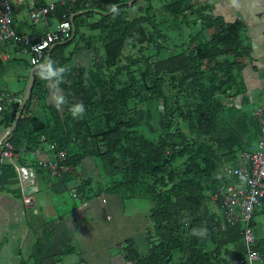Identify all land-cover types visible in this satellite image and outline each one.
<instances>
[{
  "label": "trees",
  "instance_id": "1",
  "mask_svg": "<svg viewBox=\"0 0 264 264\" xmlns=\"http://www.w3.org/2000/svg\"><path fill=\"white\" fill-rule=\"evenodd\" d=\"M152 1L144 0V8L130 17L128 8L136 0L56 2L47 18L56 24L70 20V36L53 43L41 64L51 60L67 69L58 86L66 103L45 106L49 82L35 69L28 99L7 138L16 145L25 133L38 146L43 137L47 145L65 149L75 166L91 157L100 173L119 176L111 189L148 203L147 251L140 256L128 245L125 261L236 264L244 257L241 225L225 224L210 195L222 181L223 166L232 165L237 152H251L264 127L263 120L223 105L241 92L236 61L246 53L241 24L222 22L206 5L156 0L152 9ZM150 10L165 19L156 22ZM88 51L87 64L76 61ZM32 101L41 102L47 118L22 115ZM79 102L86 110L75 118L69 109ZM8 110L0 113L4 129L11 124ZM14 174L11 166H0V191ZM89 186L81 181V189ZM54 225L43 230L46 238ZM194 228H207V235H192ZM255 249L261 251L256 244Z\"/></svg>",
  "mask_w": 264,
  "mask_h": 264
},
{
  "label": "crops",
  "instance_id": "2",
  "mask_svg": "<svg viewBox=\"0 0 264 264\" xmlns=\"http://www.w3.org/2000/svg\"><path fill=\"white\" fill-rule=\"evenodd\" d=\"M28 1L30 5L26 8L27 12L50 2V0ZM185 1L191 6H208L210 15L220 18L224 23L241 24L239 40L242 48L246 50L245 55L236 60L241 65L239 81L241 92L234 99L224 101L223 105L226 108L230 106L240 108L248 117L250 111L264 108V22L259 16V0ZM47 23L50 27H46L47 24L25 25V31L11 25L19 34L40 37L46 31H53L56 25L53 19H49ZM13 53L17 52L10 45L0 46V81H5L17 72L5 70L9 63L24 70L19 71L16 76V90L12 95L7 92L4 94L5 88L0 89V95L7 94L10 98L3 110L6 111L8 108V115L12 105L18 100L21 101L29 71L33 68L29 69V58L28 61L19 62L18 59L11 58L10 55ZM84 53L76 61L87 64L88 55ZM221 59L222 57L219 60ZM229 61L233 59L229 58ZM46 90L45 106H57L53 99L57 92H54L49 85ZM58 94L60 95L59 89ZM35 104L38 102L32 101L29 107H33L34 110ZM36 113L34 115L39 119L48 117V112L42 105ZM3 123L0 124V133L7 131ZM24 136L33 144L25 133H20L18 138ZM41 142V145L34 146L38 152L37 156L26 150L23 151L24 156L31 155L35 158L32 167L20 164L22 151H19V169L11 166L15 174L1 185L0 264H131L123 259L128 245L134 248L138 255H144L148 248L146 234L151 228L148 219L149 205L143 207L137 200L145 201L121 196L117 190L111 189L119 180V176L112 177L100 173L97 162L91 157L82 159L75 166L76 171L73 174L77 177L71 179L62 175L53 178L42 168L44 172L38 171L35 168H40L38 161L45 162L51 159V153L44 139ZM5 165L8 164H0V166ZM25 171L32 172V177L27 176ZM81 181H87L90 186L81 189ZM30 187L36 190L31 189L30 194H27L25 189ZM89 189L94 192H89ZM35 194L38 196L36 197ZM89 196L93 197L87 201L83 200ZM24 200L32 203L30 210L24 208ZM4 214L7 215V221ZM51 225H54V228L50 237L46 238L43 230ZM251 228L255 244L260 250H264V203L254 208ZM256 264H264V262Z\"/></svg>",
  "mask_w": 264,
  "mask_h": 264
},
{
  "label": "built area",
  "instance_id": "3",
  "mask_svg": "<svg viewBox=\"0 0 264 264\" xmlns=\"http://www.w3.org/2000/svg\"><path fill=\"white\" fill-rule=\"evenodd\" d=\"M79 0H58L57 2L75 3ZM56 1L50 0L47 4L32 8L27 16L32 24L45 26L48 15L53 11ZM260 3V19L264 22V0ZM10 5L8 0H0V46L10 45L19 53L27 55L32 66H38L46 59V55L52 44L70 36V22L64 20L54 26L53 31H46L40 37L36 35H25L17 33L9 20ZM264 47V33H263ZM10 101L9 96L0 95V112L5 104ZM20 101H17L19 104ZM249 117L254 120L264 121V108H257L249 112ZM8 130V129H7ZM5 132L0 133V164H8L18 168V152L28 151L30 154L38 155L33 144L25 139L18 138V143H12ZM43 141V138H40ZM51 153V159L45 162L38 161V166L46 170L55 178L63 174L74 173L75 165L68 161L66 151L57 149L54 144L46 145ZM19 169V168H18ZM223 178L214 188L210 195V201L218 204L221 216L225 224L241 225V241L244 257L236 264L261 263L264 250L255 249V239L251 228V219L255 207L264 203V127H261L256 142L251 152H237L232 165L222 168ZM32 177V172L25 171ZM245 177V179H241ZM24 208L30 210L32 203L24 200Z\"/></svg>",
  "mask_w": 264,
  "mask_h": 264
},
{
  "label": "rangeland",
  "instance_id": "4",
  "mask_svg": "<svg viewBox=\"0 0 264 264\" xmlns=\"http://www.w3.org/2000/svg\"><path fill=\"white\" fill-rule=\"evenodd\" d=\"M121 1L122 2H126V4H130L133 0H121ZM28 3H30V1H28V0H19V1L8 0V4L11 6L10 7L11 10H10V13H9L8 17H9L10 23L14 26V28L22 30V31H25V25L31 26L32 23L28 19V16H27L28 12H27V9H26L27 6L30 5ZM143 3L145 4L144 0L143 1L142 0H136L133 8L132 9L128 8L127 15L130 17V16L133 15V12L136 14L137 8L141 7V6L142 7L144 6ZM157 3H158V1H157ZM154 4H156V0L152 1V5H151L152 9H154ZM151 14H154V13L150 10V15ZM96 18H97V15H93V20H95ZM161 18L165 19V16L163 15V13L159 15L156 12V15L154 14V20L156 22H158ZM32 25H39V24H32ZM81 30H82L83 33H85V31L83 29H81ZM183 35L186 36L185 33H183ZM98 54L100 56H102V50H99ZM87 55H88V60H89L91 58V56H92V53H90V51H88ZM10 56H11V58L18 59L19 62L28 61V56L24 55V54L13 53ZM80 56H82V55H80ZM80 60L83 61V59H80ZM8 69L10 71H17V72L14 73L13 75H10V77L8 79H6L5 81H0V89L5 88L4 94L7 92V94L12 95L13 92L16 90V88H15V84L17 83L16 76L19 73V71L23 72L24 70L19 69L18 67L16 68L15 66L11 65V63L6 65L5 70H8ZM5 70H4V72H7ZM27 72H28V70H27ZM40 103L41 102H39L38 104L34 105V108H35L34 110L32 109L33 107L32 108L31 107H27V110H26L27 113L22 112V115L24 116L25 114H37L36 112H37V110L40 109V106H41ZM175 119L178 120L179 116H175ZM19 160H20V164H22L25 167L26 166H31L32 167V165L35 162V158L33 156H31V155L24 156L23 152L20 153ZM35 195H36V197L38 196L37 194H35ZM137 201L143 207L144 206H148V203H145V202H142V201H139V200H137Z\"/></svg>",
  "mask_w": 264,
  "mask_h": 264
},
{
  "label": "clouds",
  "instance_id": "5",
  "mask_svg": "<svg viewBox=\"0 0 264 264\" xmlns=\"http://www.w3.org/2000/svg\"><path fill=\"white\" fill-rule=\"evenodd\" d=\"M38 71L41 79L49 82V87L57 92L53 96L54 102L57 106H62L66 103L64 96L58 94V86L63 82V77L67 69L65 67H55L53 61L49 60L44 64L38 65ZM85 106L82 102L75 103L69 109L71 115L75 118H81L85 113ZM245 179V177H241ZM191 234L198 237H204L207 235V228H194Z\"/></svg>",
  "mask_w": 264,
  "mask_h": 264
},
{
  "label": "water",
  "instance_id": "6",
  "mask_svg": "<svg viewBox=\"0 0 264 264\" xmlns=\"http://www.w3.org/2000/svg\"><path fill=\"white\" fill-rule=\"evenodd\" d=\"M70 21V20H69ZM38 66H34L30 71H29V77H28V82L26 84V87H25V90L23 92V95L21 97V101H20V104L18 105L17 103H14L11 107V110H10V113H9V120L11 121V126L10 128L6 131L5 135L8 136L10 134V132L14 129L16 123H17V120L20 116V113L28 99V96L30 94V89H31V84H32V79H33V71L35 69H37ZM31 189L33 191L36 190V188L34 187H30L29 189H25V192L27 194H30V191ZM4 218L5 220L7 221V215L4 214Z\"/></svg>",
  "mask_w": 264,
  "mask_h": 264
}]
</instances>
